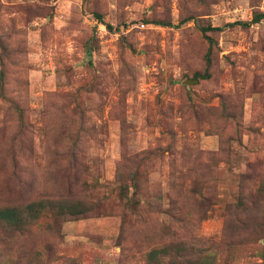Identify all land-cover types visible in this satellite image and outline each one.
Here are the masks:
<instances>
[{"label": "rangeland", "instance_id": "rangeland-1", "mask_svg": "<svg viewBox=\"0 0 264 264\" xmlns=\"http://www.w3.org/2000/svg\"><path fill=\"white\" fill-rule=\"evenodd\" d=\"M258 13L0 0V206L46 210L0 264H264Z\"/></svg>", "mask_w": 264, "mask_h": 264}, {"label": "trees", "instance_id": "trees-1", "mask_svg": "<svg viewBox=\"0 0 264 264\" xmlns=\"http://www.w3.org/2000/svg\"><path fill=\"white\" fill-rule=\"evenodd\" d=\"M261 20H264V14L258 13L253 16L249 23L245 22L241 25L246 27L250 24L258 23ZM208 29L211 31L222 30L220 27H208L204 31ZM196 76H198V74ZM45 211L43 201L40 199L28 200L22 204H7L0 206V227L18 230L26 226H32L44 217Z\"/></svg>", "mask_w": 264, "mask_h": 264}]
</instances>
